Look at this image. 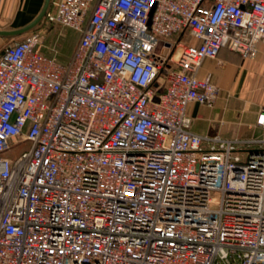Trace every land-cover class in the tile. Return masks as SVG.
<instances>
[{
	"label": "built area",
	"instance_id": "built-area-1",
	"mask_svg": "<svg viewBox=\"0 0 264 264\" xmlns=\"http://www.w3.org/2000/svg\"><path fill=\"white\" fill-rule=\"evenodd\" d=\"M209 1L52 0L71 57L44 28L4 48L0 264H264V108L248 139L188 113L220 95L205 58L257 55L264 0Z\"/></svg>",
	"mask_w": 264,
	"mask_h": 264
},
{
	"label": "crops",
	"instance_id": "crops-1",
	"mask_svg": "<svg viewBox=\"0 0 264 264\" xmlns=\"http://www.w3.org/2000/svg\"><path fill=\"white\" fill-rule=\"evenodd\" d=\"M44 1L0 0V30L27 25L41 11ZM212 2L213 0L209 1L210 4ZM26 34H0V55L7 45L23 39ZM57 43H49L45 39L44 52L61 59L60 55L63 53ZM197 75L201 78L210 75L212 81L220 87V95L212 108L198 102L189 104L188 113L192 117L194 132L207 136L220 134L226 138L246 139L262 134L257 118L264 108V38L258 42L255 57L245 58L239 52L223 47L216 58L203 60ZM204 146L208 147L209 142L205 141Z\"/></svg>",
	"mask_w": 264,
	"mask_h": 264
},
{
	"label": "rangeland",
	"instance_id": "rangeland-1",
	"mask_svg": "<svg viewBox=\"0 0 264 264\" xmlns=\"http://www.w3.org/2000/svg\"><path fill=\"white\" fill-rule=\"evenodd\" d=\"M38 26H40L38 29L44 28V30L46 31L47 34L45 35L46 36L45 39L47 42L49 43H51L52 41L58 42L57 46L58 48L61 47V50L63 53L62 55H60V58L63 61L68 60L75 50V47L80 39V34L74 29H71L68 27H62L59 25L46 28V25L43 21ZM51 29H52V32H50ZM33 30H36V29H33ZM59 33H61V35ZM66 33L68 35H66ZM64 35H66V37ZM53 38H55L56 41ZM28 145H29V142H27L26 144H23V146H28Z\"/></svg>",
	"mask_w": 264,
	"mask_h": 264
},
{
	"label": "water",
	"instance_id": "water-1",
	"mask_svg": "<svg viewBox=\"0 0 264 264\" xmlns=\"http://www.w3.org/2000/svg\"><path fill=\"white\" fill-rule=\"evenodd\" d=\"M51 2H52V0H45L41 11L27 25H25V26H23L21 28H17V29L0 30V34L1 35H8V36H19V35H23V34H26V33L30 32V31H32L38 25H40V23L43 21L45 15H46V13H47L50 5H51Z\"/></svg>",
	"mask_w": 264,
	"mask_h": 264
},
{
	"label": "trees",
	"instance_id": "trees-1",
	"mask_svg": "<svg viewBox=\"0 0 264 264\" xmlns=\"http://www.w3.org/2000/svg\"><path fill=\"white\" fill-rule=\"evenodd\" d=\"M40 26H37L35 29H38Z\"/></svg>",
	"mask_w": 264,
	"mask_h": 264
}]
</instances>
